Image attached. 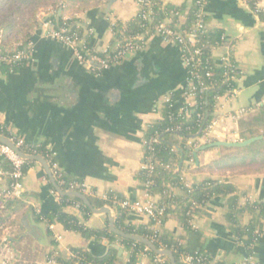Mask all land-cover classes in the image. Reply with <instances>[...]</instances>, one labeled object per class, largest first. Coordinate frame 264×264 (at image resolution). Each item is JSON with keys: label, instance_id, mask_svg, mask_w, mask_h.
Listing matches in <instances>:
<instances>
[{"label": "crops", "instance_id": "1", "mask_svg": "<svg viewBox=\"0 0 264 264\" xmlns=\"http://www.w3.org/2000/svg\"><path fill=\"white\" fill-rule=\"evenodd\" d=\"M108 1L0 0V49L12 50L23 42L21 36L25 32L32 33L30 42L34 45L30 61L15 69L0 64V128L30 145L51 149L66 178L89 187L92 194L87 197L106 199L113 194L135 200L144 196L143 183L136 174L143 169V142L148 127L162 119L166 97L171 96L176 112L183 104L186 70L179 49L152 34L142 50L94 75L76 62L69 48L40 38L43 15L54 19L66 16L80 22L83 32L92 30L88 37L93 48L113 45L116 41L113 27L135 18L139 6L136 0H116L108 8ZM157 1L189 9L193 0ZM205 15L207 29L220 30L227 37L230 55L244 72L237 95L220 96L211 110L212 118L221 119L215 129L217 140L232 141L240 139L238 122L248 116L237 117L236 111L240 107L254 111L264 105V22L248 0H209ZM183 20L182 15L179 21ZM32 21H37L36 26L31 27ZM219 54L214 53L215 63ZM194 143V138L186 141L193 152ZM205 152L198 153V164L194 157L192 162L182 163L180 171L185 187L210 176L203 165L214 156L200 164ZM0 168L5 171L0 175L1 194L9 183V167L2 158ZM231 179L240 192H245L239 197L238 206L264 201V174ZM23 184L22 198L7 204L4 212L7 221L0 224L11 226L9 240L15 253L11 264H43L53 250L69 256L70 247H83L95 255L107 251L106 239H85L55 220L48 223L35 216L63 211L76 216L88 228L103 229L108 226L106 214H84L78 205L63 206L38 161L27 166ZM172 191L181 194L179 187H173ZM104 206L116 216L118 208L113 203ZM226 212V198L216 196L196 210L193 217V227L200 231L201 249L210 264H242L250 254L256 264H264V234L253 240L249 253L230 230ZM250 220L248 213L240 215L238 225H247ZM127 221L133 225L149 223L146 217L135 214H128ZM151 228L165 230L186 242V232L175 213H168L160 225ZM2 234L0 229V240ZM114 243L119 248L116 264H131L120 241ZM147 263L148 257L140 254L135 264Z\"/></svg>", "mask_w": 264, "mask_h": 264}, {"label": "trees", "instance_id": "2", "mask_svg": "<svg viewBox=\"0 0 264 264\" xmlns=\"http://www.w3.org/2000/svg\"><path fill=\"white\" fill-rule=\"evenodd\" d=\"M63 1L64 3H68L71 0ZM152 1L154 4V13L151 21L147 22L144 27L141 17L137 15L125 24H116L113 27L116 40L121 39L123 35L133 37L137 34L144 33L146 30L152 32L154 25L167 17L171 18L172 26L179 29L187 28L193 23L198 10V7L194 4H192L189 9H186L183 6L174 7L163 5L157 0ZM248 1L253 8L254 0ZM160 9H162V13L160 12ZM179 15H183V22L179 21ZM36 24L37 21H32L31 27L36 26ZM221 35L222 33L220 30L207 29L201 35V41L206 45H212L214 42H221ZM21 39H23V43L30 41L32 39V33H23ZM86 39L90 42L88 36ZM206 51L207 54L208 50ZM19 66L12 68L15 69ZM212 67L214 70V77L212 79L214 82L213 86L205 91L200 99L203 101L202 107L200 108L203 112L201 121H197L195 114H192L191 117L187 119L182 116L174 115L170 118V109L168 104L165 103L162 109V119L154 122L148 127L146 136L157 132L159 137L160 143L155 146L154 153L158 159L176 166H178L180 162L183 163L186 160L193 159V147L191 145L188 146L186 141L189 138H193V136H201L203 134L204 131L200 132V128H204L212 118L211 110L215 103V97L221 95L228 86L224 84L223 80L224 69L215 63H213ZM247 115V117L240 119L238 122V135L240 139H247L264 133V105L259 106L254 111H249ZM176 125H181V129L175 130L174 128ZM167 128L171 129L166 130ZM0 132H4V129L0 128ZM213 141L214 140L211 142ZM43 149L44 148H41V150ZM217 149L219 151V156L203 165V168L207 169L210 174L213 173V170H219L218 172H223L225 170L224 173H221L218 176L210 175L204 177L198 183L193 184L190 187H185L183 185L180 180L181 171L176 172V169L170 172L160 171L158 174L152 175L151 177L148 176L145 169H142L136 174V178L143 183V188L144 182L152 178L153 182L149 186L150 193L153 195L158 194L161 197V201L166 206V214L175 213L186 232L187 239L185 243L180 245L178 243L180 237L170 236L165 230L160 232L154 231L151 228V222L148 224L137 225L129 223L127 221L128 213L123 210H118L116 213L114 226L125 233L146 237L159 249L170 250L174 256L176 264H182L180 261L182 254L193 253L202 254L206 257V259L200 264H210L209 257L201 249L199 242L200 231L192 227L189 223L191 217L188 214V211L192 209L193 206L196 211L211 198L221 196L226 198L227 212L225 217L229 223L230 230L241 240L246 250L250 253L251 244L255 237L253 233L254 229H261L264 227V201L253 203L248 202L244 206H238L237 201L240 196L245 194V192H240L239 187L231 178L237 175L264 174V137L245 147H220ZM32 163L33 161H27L24 167V172L26 171L27 166ZM7 166L9 167L8 164ZM173 187H179L181 189V194H173ZM112 197L113 194H109L106 199H101L95 195H88L89 201L94 208H100L104 205L111 206ZM60 199L63 206L74 204L78 205L84 214L91 213L78 198L60 196ZM245 213L251 215L249 224L242 226L238 225L239 216ZM35 216L37 220H46L48 223L55 220L62 224L65 229L80 233L85 239L95 237L98 240L106 239L108 241V249L102 255H95L83 247H70V254L67 257H64L56 250L51 251L47 257L53 258L59 264H116L119 257V248H117L114 243L115 240H119L121 245L128 252L131 264H135L137 258L142 253L148 257L147 264H154L153 260L157 255L156 253L150 249L145 250V245L141 243L112 233L107 225L103 229H91L80 223L79 219L73 214L63 211L54 214L36 213ZM6 221L7 215L3 213L0 215V224L5 223Z\"/></svg>", "mask_w": 264, "mask_h": 264}, {"label": "built area", "instance_id": "3", "mask_svg": "<svg viewBox=\"0 0 264 264\" xmlns=\"http://www.w3.org/2000/svg\"><path fill=\"white\" fill-rule=\"evenodd\" d=\"M136 2L139 6L138 16L141 17L143 26L145 27V24L151 21L154 13L153 1L136 0ZM208 2L209 0L192 1V4L198 7V10L193 23L187 28L179 29L172 26L171 18L167 17L155 24L152 32L146 30L144 33L137 34L133 37L123 35L122 38L116 40L113 45H106L99 50L93 48L88 39H86V37L92 33V30L87 29L86 32H83V26L80 22L66 16L54 19L50 16L44 17L43 15V19L40 21L39 25L40 38L61 43L72 51L78 64L85 67L94 75H100L110 67L119 64L127 55L142 50L150 35L156 34L162 37L164 40L177 46L180 52L181 63L186 70V83L183 90L182 106L176 112L173 111L174 105L171 96L166 97L164 100V104L167 103L170 109L169 117L171 118L174 115L182 116L187 119L191 117L192 114H195L197 121H201L203 112L200 108L202 107L203 101L200 99L204 92L210 89L214 83L212 81L214 77V70L212 67L213 63H215L213 60L214 53L216 51L220 52L218 63L215 64L224 69L223 80L224 84L228 85L221 95L215 97V100L222 95L227 98H232L237 95L238 83L244 77L243 70L235 63L230 55V45L226 43L227 37L224 34L220 36L222 43L214 42L212 45H206L201 41V35L207 30L205 8ZM253 10L264 22V0H254ZM180 16L181 15H179V17ZM33 46V43L28 41L26 43H18L12 50L6 51L0 49V64L15 67L30 61L34 51ZM206 50H208L207 54ZM251 110V108L240 107L235 114L237 117H240L246 115ZM220 121V118H211L204 128H200V132L204 131L203 134L201 136H193L195 139L194 146L196 148L206 145L212 140H217L215 129ZM169 129L171 128H167L166 130ZM174 129H181V125H176ZM0 135L6 137L23 153L42 156L48 164L57 185L64 188L63 190L79 191L85 195L92 194V191L83 182L66 178L59 168L55 160L54 152L51 149L44 148L41 150L40 146L30 145L26 143L23 138L17 137L9 131H6V133L0 132ZM239 140L242 139L232 141ZM158 143L160 142L157 132L147 136L143 142V169L147 171L149 177L158 174L160 171L170 172L177 168L176 165L162 161L154 155L155 146ZM0 157L9 165V170L7 171L9 183L0 194V215H2L10 201L20 199L23 196L24 167L27 160L17 154L12 148L2 143H0ZM192 160L193 159H189L190 162H192ZM4 173L5 171L0 168V175ZM180 180L183 181L182 176ZM152 182V178L144 182V196L142 198L129 200L127 198H118L113 195V205H115L118 210H123L128 214L146 217L149 222L152 223L151 227L160 225L167 216L166 206L161 201V197H156L150 193L149 186ZM188 214L191 217L189 223L193 227V217L195 215L194 206L188 211ZM0 229L3 232L0 240V264H11L15 259V253L9 240L11 226L6 223L1 225ZM253 233L255 236L254 240H256L259 236L264 234V228L255 229ZM57 239H59V237H57ZM178 243L181 245L183 241L179 240ZM147 249L148 248L145 246V250ZM205 259L206 257L204 255L198 253L182 254L180 257L182 264H200ZM153 262L154 264H170L166 257L158 254L155 256ZM43 264L59 263L53 258L47 257ZM242 264L256 263L250 254L243 259Z\"/></svg>", "mask_w": 264, "mask_h": 264}, {"label": "water", "instance_id": "4", "mask_svg": "<svg viewBox=\"0 0 264 264\" xmlns=\"http://www.w3.org/2000/svg\"><path fill=\"white\" fill-rule=\"evenodd\" d=\"M116 0H109L107 7L110 8V6L115 2ZM264 137V133L260 134V135H256V136H252L249 137L247 139H243V140H239V141H226V140H216L213 141L211 143H208L206 145H203L201 147H198L195 149V151L193 152V157L195 159V163L198 164V153L200 151H204L207 148L210 147H216V148H220V147H226V148H234V147H245L250 145L252 142L256 141V140H260L261 138ZM0 143L5 144L7 146H9L10 148H12L17 154H19L21 157H23L24 159H26L27 161H38L43 168L45 169L51 184L53 185L54 189L56 190V192L60 195V196H67V197H75L78 198L82 201V203L89 209L90 212L94 213V214H106L108 216V229L121 237L130 239L132 241H136L138 243H141L143 245H145L148 249H150L151 251H153L154 253L158 254V255H162L164 257H166L169 260L170 264H176V261L174 259V256L172 254V252L168 249H159L157 248L150 240H148L146 237L140 236V235H135V234H128L125 233L119 229H117L114 226V221H115V217L112 213V211L110 210V208L103 206L100 208H94L90 201L89 198L87 197V195L79 192V191H72V190H63L61 187H59L54 179V177L51 174L50 168L48 166V164L46 163L45 159L40 156V155H30V154H25L23 153L20 149H18L11 141H9L6 137L0 135ZM182 166V162H180L176 168V172H179Z\"/></svg>", "mask_w": 264, "mask_h": 264}, {"label": "rangeland", "instance_id": "5", "mask_svg": "<svg viewBox=\"0 0 264 264\" xmlns=\"http://www.w3.org/2000/svg\"><path fill=\"white\" fill-rule=\"evenodd\" d=\"M211 155L214 156V159L216 156L217 157L219 156V151L217 150L216 147H210V148L206 149V152L203 154V157L200 159V164H203V163L210 161ZM203 171L205 172V170H203ZM218 171L219 170H213V173H211V174H210V172H205V173L206 174L208 173L209 175H212V176H218L219 174L224 173L225 170L223 172H218ZM237 176H239V175H237ZM234 177H236V176H234Z\"/></svg>", "mask_w": 264, "mask_h": 264}]
</instances>
